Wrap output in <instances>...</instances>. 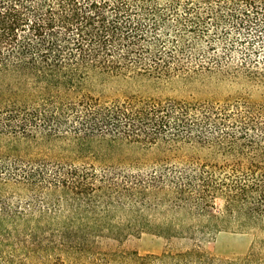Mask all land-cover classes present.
<instances>
[{"label":"trees","instance_id":"16d2710c","mask_svg":"<svg viewBox=\"0 0 264 264\" xmlns=\"http://www.w3.org/2000/svg\"><path fill=\"white\" fill-rule=\"evenodd\" d=\"M230 33L240 64L197 56ZM211 73L264 83V0H0V264H264V100L87 88ZM154 145L167 154L126 152ZM251 229L263 236L240 260L101 246Z\"/></svg>","mask_w":264,"mask_h":264},{"label":"rangeland","instance_id":"374dc122","mask_svg":"<svg viewBox=\"0 0 264 264\" xmlns=\"http://www.w3.org/2000/svg\"><path fill=\"white\" fill-rule=\"evenodd\" d=\"M202 18H207V14L203 12ZM233 33H230L226 38V49L222 48L220 39H215L209 50L206 39L199 42L197 55L201 57L203 53L207 56H219L222 58H232L235 63L244 57L241 52L243 45L230 46L233 42ZM209 46V45H208ZM208 51V52H206ZM243 51V50H242ZM253 56V55H252ZM260 60V56L255 57ZM89 88L95 94H101L106 98H123L126 94L137 93L140 96L153 97H172L177 99H194V100H213L221 102L223 99H235L244 97L250 102H261L264 100V83L251 81L244 76H225L219 73L201 74L197 78L182 82L180 79H175L173 82L163 84L158 87L148 86L142 83H133L129 80L117 78H91L87 83ZM164 148L159 145L150 146L147 149L142 148H126L127 154L145 155L148 158L157 157L167 154L163 152ZM186 152V149H182ZM150 168L149 164L143 166L138 165L137 168ZM221 200H215V206L220 207ZM263 233L260 229H251L248 231L236 230H209L201 237L195 240L191 239H172L170 243L166 239L146 231H139L134 234H129L122 242H117L108 238L101 239L103 248H123L127 250H135L140 254H160L167 247L170 249H180L197 245L201 250L210 256L220 259H236L240 260L246 256L251 250L253 244L258 238H261Z\"/></svg>","mask_w":264,"mask_h":264}]
</instances>
